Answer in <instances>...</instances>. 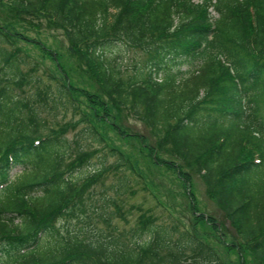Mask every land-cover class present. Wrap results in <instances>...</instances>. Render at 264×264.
I'll return each mask as SVG.
<instances>
[{
    "label": "trees",
    "instance_id": "trees-1",
    "mask_svg": "<svg viewBox=\"0 0 264 264\" xmlns=\"http://www.w3.org/2000/svg\"><path fill=\"white\" fill-rule=\"evenodd\" d=\"M0 7L15 19L0 20V67H16L21 61V52L8 47L15 39L29 40L17 29L19 21L42 19L62 30L70 57L85 67L97 88L98 94L82 89L87 104H81L66 66L53 57L60 63L59 93L84 108L89 134L104 141L110 128L132 137L122 126V112L142 109L141 120L159 139L152 146L144 136L135 137L157 164L170 162L182 176L199 252L212 263L225 264L214 247L198 238L203 235L200 229L207 228L227 243L224 223L196 215L190 173L159 159L162 151L189 160L234 227L240 255L248 250L264 264V0H0ZM211 10L218 14L215 21ZM117 42L142 49L147 54L144 69L124 78L106 56ZM184 66L196 67L182 71ZM48 95L46 91L45 98ZM21 105L0 89V187L8 193L0 198L4 264L164 263L157 250L169 248L166 238L153 237L138 246L137 253H127L100 240L62 236L58 223L83 215L78 209L84 192L94 188L108 168L79 185L68 181L65 174L87 165L96 151L82 152L63 169L59 161L68 149L67 128L41 134L42 123L34 113L19 118ZM111 151L118 154L120 166L135 170L128 155L115 147ZM19 166L24 170L13 183ZM155 222L151 216L140 217V240L157 233ZM148 254L155 259L144 261Z\"/></svg>",
    "mask_w": 264,
    "mask_h": 264
},
{
    "label": "rangeland",
    "instance_id": "rangeland-1",
    "mask_svg": "<svg viewBox=\"0 0 264 264\" xmlns=\"http://www.w3.org/2000/svg\"><path fill=\"white\" fill-rule=\"evenodd\" d=\"M193 1L198 2V0ZM212 16L213 21L218 17L215 12ZM3 19L15 20L13 14L7 13L0 7V20ZM17 29L30 41L18 38L13 45L8 46L9 49L14 47L21 52V61L16 67H0V89L8 90L15 102L22 103L19 106V118L25 119L31 113L37 116L39 123H42L41 134H48L61 127L67 128L65 139L68 149L59 161L63 169L82 152L96 151L87 165L82 168L77 167L76 171L65 174L68 181L79 185L86 177L108 168L99 183L94 188L86 190V194L84 192V204L78 209V214L83 210V215L77 219H62L58 223L64 238L71 239L77 236L89 241L100 240L112 248L118 249L122 246L127 253H137L138 246L150 242L153 237L160 240L166 238L169 248L157 250L165 259L162 264H215L199 252V240L192 238L194 219L187 209L188 199L185 196L187 187L183 188L180 180L182 176L171 167L168 162L171 161L182 166V169L191 175V189L197 199L196 215L202 213L206 217H213L220 224L224 223V230L228 234L224 239L227 243H221L220 236L211 234V231L205 228V230L200 229L203 235H199L198 238H203L214 247L225 264H262L248 250L245 251L244 256L240 255L237 249L240 240L234 227L208 194L201 174L191 170L188 159L162 151L159 153V159L168 163L157 164L158 161L149 156L148 149L142 147L135 136H144L152 146H156L159 139V136L153 133L151 126L141 120L142 109H138L139 113L134 110L122 112V126L133 135L132 137L120 136L110 128H107L106 132L109 138L104 141H96L89 134L90 124L83 122L84 108H81V104L85 105L87 101L82 96L81 90L98 94L97 88L92 78H89L85 67L80 66L76 59L70 57L69 42L62 30L50 26L42 19H32L29 23L19 21ZM39 45L43 47L45 45V48L41 49ZM45 51L54 54L48 56ZM57 56L64 67L66 66L72 84L77 87L79 92L77 98L80 99L81 104L59 93L56 83L59 80L58 62L53 60V57ZM106 56L120 67L124 78L134 75L137 68L144 69L147 58V54L142 49L123 42H117ZM196 66L193 68L184 66L182 71H187L188 68L193 71ZM21 78L26 80L16 83ZM46 91L49 93V99L45 98ZM111 115L113 116L112 113ZM113 147L128 155L134 171L127 170L126 166L125 168L120 166L122 162L118 154L112 153ZM23 170L24 168L19 166L13 171V183L17 181L18 175L22 174ZM5 190V187L0 188L1 199L8 194ZM142 215L155 218L153 229L158 230L156 234L140 240L136 232L140 227ZM152 258L155 259L148 254L144 255L143 260L150 262L149 259ZM4 263L5 260L0 259V264Z\"/></svg>",
    "mask_w": 264,
    "mask_h": 264
}]
</instances>
